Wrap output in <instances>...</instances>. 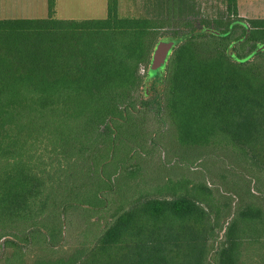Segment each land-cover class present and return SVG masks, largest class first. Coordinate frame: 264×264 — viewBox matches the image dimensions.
Instances as JSON below:
<instances>
[{"label": "trees", "instance_id": "trees-1", "mask_svg": "<svg viewBox=\"0 0 264 264\" xmlns=\"http://www.w3.org/2000/svg\"><path fill=\"white\" fill-rule=\"evenodd\" d=\"M226 1L0 20V264H264V19Z\"/></svg>", "mask_w": 264, "mask_h": 264}, {"label": "rangeland", "instance_id": "rangeland-1", "mask_svg": "<svg viewBox=\"0 0 264 264\" xmlns=\"http://www.w3.org/2000/svg\"><path fill=\"white\" fill-rule=\"evenodd\" d=\"M159 0H119V13L122 18H140L144 17L146 19L148 18H157L156 10H155V4ZM194 1V5L197 4L193 9H190L191 15L193 13H197L198 18L200 19H210L211 21L218 20L220 18L227 20L228 18H231L233 20H237L235 17H230V13L227 9V1L226 0H192ZM192 3V2H191ZM153 4V5H152ZM193 4V3H192ZM11 6V7H10ZM17 6V7H16ZM1 7H4L3 2H0V20L5 19H15V18H32V19H43L48 17V1L46 0H12L11 2L7 3L5 7H7L10 11H7L4 13V9H1ZM94 7V8H93ZM241 13L244 15V18L239 13L240 19H245L244 24L248 26V28H252L251 21L258 20V19H264V0H243L241 3ZM15 16V17H13ZM107 16V0H57V6H56V18L58 19H73V20H88V19H104ZM182 33H185L186 30H181ZM241 31H236L235 34H233V38H236L239 36ZM237 44V43H236ZM231 46V50L233 51L238 45ZM165 45L161 44L160 46ZM159 46V47H160ZM172 50V48H171ZM170 50V52H171ZM230 50V51H231ZM237 54H242L243 52L237 47V50H235ZM169 52V54H170ZM167 54L165 56L164 60H159L156 62V66H163L161 69H158L156 73L152 74L153 78L154 76H157L158 73L162 72L165 68L166 62L168 60ZM145 73L144 67H141L140 69V75H143ZM146 121L148 123L147 127H151L154 132L152 134L153 139H160V135L157 134L156 137H154L155 133H158L161 128L158 129V126L153 118L149 117L146 118ZM161 133V132H160ZM155 141H158V139ZM162 145L168 146L167 138L166 141L161 139ZM161 141L160 144H161ZM175 142V141H174ZM217 142H219L217 140ZM218 146V144H216ZM223 146V145H221ZM157 150V151H156ZM154 156L152 157V160L154 164H164L167 160L173 161L174 158L173 155L166 156V153L163 149H156ZM163 153L164 160L163 159ZM166 157V158H165ZM161 158V159H160ZM168 164V163H167ZM169 169L166 172H163L165 174V178H169L171 180H176L175 178L181 179L180 176L183 175V171L186 169L181 167H174L170 168V165L168 166ZM159 176V175H158ZM183 177V176H181ZM162 182H164V176L162 178ZM166 180V179H165ZM187 180L191 182V184H195L198 182V179L194 175H189L187 177ZM136 189H133V192H135ZM75 218V215H73ZM74 224H78L74 222ZM260 254L264 256V250L262 249L260 251Z\"/></svg>", "mask_w": 264, "mask_h": 264}, {"label": "water", "instance_id": "water-1", "mask_svg": "<svg viewBox=\"0 0 264 264\" xmlns=\"http://www.w3.org/2000/svg\"><path fill=\"white\" fill-rule=\"evenodd\" d=\"M173 47V44H165V45H162L160 47H158L155 51V54H154V60H153V63H152V73H156L158 69H161L163 66H156V62L159 61V60H164L165 59V56L167 54H169L171 48ZM261 51H264V45L261 46L257 51V52H261ZM251 56L248 58L250 59Z\"/></svg>", "mask_w": 264, "mask_h": 264}, {"label": "crops", "instance_id": "crops-1", "mask_svg": "<svg viewBox=\"0 0 264 264\" xmlns=\"http://www.w3.org/2000/svg\"><path fill=\"white\" fill-rule=\"evenodd\" d=\"M12 0H0V2H3V4H4V7H1V9H6L5 11H4V13H6L7 11H10L7 7H5L6 6V4L7 3H9V2H11ZM46 1H48V0H46ZM190 1H192V0H190ZM242 1L243 0H236V5H237V8H238V12L241 14V16L244 18V15L241 13V3H242ZM11 7V6H10ZM17 7V6H16ZM94 8V7H93ZM240 16V15H239ZM13 17H15V16H13ZM15 19H32V18H15ZM5 20H10V19H5ZM11 20H14V19H11ZM64 20H71V19H64ZM73 20V19H72Z\"/></svg>", "mask_w": 264, "mask_h": 264}, {"label": "flooded vegetation", "instance_id": "flooded-vegetation-1", "mask_svg": "<svg viewBox=\"0 0 264 264\" xmlns=\"http://www.w3.org/2000/svg\"><path fill=\"white\" fill-rule=\"evenodd\" d=\"M236 43L232 44V46H234Z\"/></svg>", "mask_w": 264, "mask_h": 264}]
</instances>
